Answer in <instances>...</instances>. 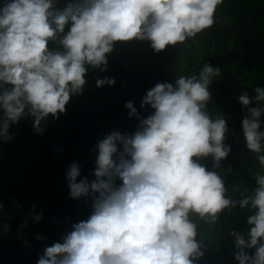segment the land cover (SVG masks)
<instances>
[{"label": "clouds", "instance_id": "obj_1", "mask_svg": "<svg viewBox=\"0 0 264 264\" xmlns=\"http://www.w3.org/2000/svg\"><path fill=\"white\" fill-rule=\"evenodd\" d=\"M222 2L70 0L59 9L55 0H5L0 6V139H11L10 124L25 115L42 134V122L49 115L58 118L71 95L82 93L87 66L106 70L115 41L149 40L156 52L182 44L213 25ZM50 41L62 50H50ZM220 74L219 67L206 63L198 75H181L175 84L157 83L148 90L141 107L154 111L140 119L137 130L112 131L97 142L95 180L77 182L79 165H70L69 196H92L93 211L72 225L62 243L45 247L37 264H195L204 254L203 242L196 240L190 216L215 223L237 205L253 211L246 220L247 240L234 234V259L264 264V175L256 174L251 195L234 200L221 176L193 159L211 155L218 168L231 151L223 143L226 120L213 119L206 108L209 85ZM105 84L114 85V78L96 80L97 87ZM254 92V97L238 96L247 109L241 127L246 148L264 167V87ZM253 101L257 106L249 107ZM125 107L139 119L132 102ZM251 248L250 256L245 249Z\"/></svg>", "mask_w": 264, "mask_h": 264}, {"label": "trees", "instance_id": "obj_2", "mask_svg": "<svg viewBox=\"0 0 264 264\" xmlns=\"http://www.w3.org/2000/svg\"><path fill=\"white\" fill-rule=\"evenodd\" d=\"M4 2L0 0V6ZM55 2L62 9L70 0ZM48 47L62 50L54 41ZM106 58L104 71L87 66L82 93L71 95L66 111L58 113V118L49 115L42 122V134L33 129V118L28 115L10 124L13 141L7 150L15 155V162L0 164V264H37L45 247L62 243L73 224L87 220L93 199L69 196L66 173L70 165H79L77 182L85 177L95 180L97 142L112 131L133 134L140 119L154 111L150 105L141 107L148 90L157 83L175 84L181 75H198L206 63L221 69L209 85L211 98L206 108L213 119L220 115L226 120L228 132L223 143L231 151L218 168L213 167L211 155L193 159L206 170L217 172L227 197L234 200L251 195L256 174L264 175L256 154L245 146L241 121L247 109L238 101L240 94L254 97L255 87H264V0H223L216 8L213 25L182 44L156 52L149 40L115 41ZM104 77L114 78L115 84L97 87L96 80ZM129 101L139 119L129 116L125 107ZM255 106V101L249 105ZM260 121V130H264V113ZM115 183L118 186L122 181L117 178ZM252 211L237 205L220 213L215 223L191 215L204 253L195 264H239L234 259L238 251L234 234L247 240L246 220ZM36 215H41L39 221ZM245 251L251 256L255 248Z\"/></svg>", "mask_w": 264, "mask_h": 264}, {"label": "rangeland", "instance_id": "obj_3", "mask_svg": "<svg viewBox=\"0 0 264 264\" xmlns=\"http://www.w3.org/2000/svg\"><path fill=\"white\" fill-rule=\"evenodd\" d=\"M2 119H3V113L0 114V120ZM10 136H11V139H8V140L0 139V164H3V162H5L6 160L9 164L15 162L14 161L15 155H13V153L7 150L8 145H10L11 142L13 141V136L11 134ZM47 244H48L47 241L43 242L42 248H44Z\"/></svg>", "mask_w": 264, "mask_h": 264}]
</instances>
